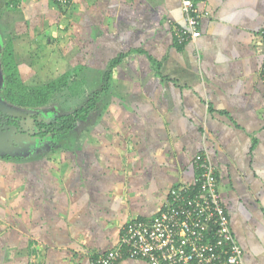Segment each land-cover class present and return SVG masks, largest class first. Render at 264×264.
<instances>
[{
  "label": "crops",
  "instance_id": "crops-1",
  "mask_svg": "<svg viewBox=\"0 0 264 264\" xmlns=\"http://www.w3.org/2000/svg\"><path fill=\"white\" fill-rule=\"evenodd\" d=\"M196 6L200 37L178 45L180 0H0L12 25L0 26L16 42L46 43L35 50L47 53L34 57L36 75L52 70L47 59L65 72L71 61L101 72L124 56L108 87L98 82L81 146L26 166L0 159V264H90L129 222L156 216L173 187L194 183L197 156L215 169L243 263L264 264V0ZM57 152L61 165L42 183L41 164Z\"/></svg>",
  "mask_w": 264,
  "mask_h": 264
},
{
  "label": "built area",
  "instance_id": "built-area-1",
  "mask_svg": "<svg viewBox=\"0 0 264 264\" xmlns=\"http://www.w3.org/2000/svg\"><path fill=\"white\" fill-rule=\"evenodd\" d=\"M52 1L62 8L73 2ZM201 1L180 0L185 25L172 29L176 44L192 43L200 37L196 4ZM261 35L264 45V30ZM259 75L264 80V64ZM193 163L197 173L193 184L173 187L156 216L133 220L124 228L118 245L94 256L90 264H116L124 258L141 259L147 264H244L213 165L201 156Z\"/></svg>",
  "mask_w": 264,
  "mask_h": 264
},
{
  "label": "trees",
  "instance_id": "trees-1",
  "mask_svg": "<svg viewBox=\"0 0 264 264\" xmlns=\"http://www.w3.org/2000/svg\"><path fill=\"white\" fill-rule=\"evenodd\" d=\"M55 5L61 8L59 5ZM8 38L9 40L6 39L0 58V74L3 82L0 89V105L6 104L19 108L35 109L45 106L63 92L66 93L65 97L75 98L84 95L85 87L90 88L91 91L87 94L83 104L74 111L64 115L52 114L50 120L46 122L39 121L35 117L28 120L33 123L35 128L31 140L49 141L51 152L56 150L70 151L79 147L76 143L77 127L78 124L84 123L91 115H94L92 113L96 110L99 97L98 82L101 80L102 83H100L101 87H104L103 89L106 86L108 87L112 68L120 63L124 56L121 55L109 61L105 71L98 72L85 64H76L51 81L28 86L21 77L14 53L13 39L10 36ZM0 159L19 161L21 158L9 156L8 154L0 155Z\"/></svg>",
  "mask_w": 264,
  "mask_h": 264
},
{
  "label": "rangeland",
  "instance_id": "rangeland-1",
  "mask_svg": "<svg viewBox=\"0 0 264 264\" xmlns=\"http://www.w3.org/2000/svg\"><path fill=\"white\" fill-rule=\"evenodd\" d=\"M9 18L6 17V15L2 13H0V22H3V24H6L7 26H12L9 23ZM63 24V23H61ZM0 25H2L0 23ZM69 27V24H66L61 27L59 26L60 30H65L67 32H69V30L67 29ZM12 29H7V28H2L0 26V58L2 55V51H3V46L6 42V39L9 40V36L12 37L13 39V47H14V53L16 56V61L18 63L19 66H21L24 69H27L29 72L25 71L22 77L23 82L30 86V85H38V84H42V83H46L48 81H51L55 78H57L58 76H60L63 72H65V69L62 67L57 66L58 62H54V60L51 59H47L46 63H45V68L46 70H51L48 74H46L45 76H39L40 74L36 75L33 73V71L30 70V66H32V62L34 57H36V59H44L45 60V56H43L45 53V50H43L42 53H40V56H38L39 54L35 53V50L37 48L38 49L41 47L40 44H46V43H41V42H35L34 40L29 41L28 43H26L24 40L22 39L18 42H16V36L13 35L12 33ZM15 31V30H14ZM16 31L18 32V29H16ZM72 36H74L75 38L80 37V33L78 30L73 31ZM35 38V37H34ZM48 38H46L47 40ZM78 40V39H75ZM74 42V40H72ZM70 42V41H69ZM16 44V46H15ZM75 45V42L73 43ZM40 46V47H39ZM41 52V50L38 51V53ZM36 54V55H35ZM50 54V53H49ZM42 56V58H41ZM79 64V61H71L68 64V68H72L75 64ZM56 67V69H55ZM45 68L42 67V69L44 70ZM33 69V67L31 68ZM60 74V75H59ZM1 77V75H0ZM2 77L0 78V89L2 86ZM91 91L90 88H84V95L82 96H78V97H73V98H68L65 97L66 93H62L60 95H57V97H55L51 102H49L48 104H46L43 107H39V108H35V109H28V108H19V107H15V106H9L6 104H3V106L7 109V111L11 112L14 111L17 115L14 116L12 115V117L5 115L4 117H8L11 119L16 120V122H18V125L13 126V127H18V129L16 132V135L14 133L13 136H11L8 139V142L10 140H12V143L10 145V152H8L7 154L10 155H14L16 158L20 157L22 162L24 164V166H26L28 163H33V162H29V161H34L37 160L40 157L47 156L48 154H50L51 150V143L49 141H37L34 145H31L29 141V139H31L32 134L34 133V125L32 122L28 121L30 119H33L35 117V119L39 120V121H48L50 120V116L53 115H64L66 113L72 112L74 111L76 108H78L79 106H81L87 96V94H89ZM13 117H17V118H13ZM33 117V118H32ZM12 126H9L8 128H11ZM20 127V128H19ZM85 128V123H80L78 124L77 127V138H76V142L77 144L81 146L82 141H83V137H82V129ZM2 130V129H1ZM2 132H4L6 134V130L5 128L2 130ZM19 143H25V147L23 149H21L22 146L18 145ZM18 145V146H17ZM55 146V145H54ZM20 149V150H18ZM17 150V151H16ZM8 151V150H6ZM43 155V156H42ZM51 156V155H50ZM46 157L48 160L45 162V164H41L42 167V171H41V175L39 177H37L42 183H44V181L47 180V177L45 175V172L50 168H57L60 167L61 165V161L63 160V153L62 152H57L56 154H54L53 156H51V158ZM35 170V169H34ZM34 170H29L34 171ZM28 171V172H29ZM36 171V170H35ZM34 171V173H35ZM26 178L28 179L29 177L26 175Z\"/></svg>",
  "mask_w": 264,
  "mask_h": 264
},
{
  "label": "water",
  "instance_id": "water-1",
  "mask_svg": "<svg viewBox=\"0 0 264 264\" xmlns=\"http://www.w3.org/2000/svg\"><path fill=\"white\" fill-rule=\"evenodd\" d=\"M0 114L3 115V116L8 115L10 117H12V115H14V116L17 115L14 111H11V112L7 111V109L2 104L0 105ZM13 118H17V117H13ZM2 130L0 129V155L4 156V155H8L7 153L10 152V150H11L10 149V145L12 143V140H10L8 142V139L11 136H13L14 133L16 135L17 130H20V129H18V127L6 128V134L4 132H2ZM29 141H31L30 144L34 145V146H35V143L37 142V141L31 140V139H29ZM18 145L22 146L21 149H23L26 144L25 143H19ZM6 150H8V151H6ZM18 150H20V149H18ZM9 156H14V155H10L9 154Z\"/></svg>",
  "mask_w": 264,
  "mask_h": 264
},
{
  "label": "flooded vegetation",
  "instance_id": "flooded-vegetation-1",
  "mask_svg": "<svg viewBox=\"0 0 264 264\" xmlns=\"http://www.w3.org/2000/svg\"><path fill=\"white\" fill-rule=\"evenodd\" d=\"M18 125V122H16V120L8 118V117H4L3 115L0 114V129L8 128L9 126H16Z\"/></svg>",
  "mask_w": 264,
  "mask_h": 264
}]
</instances>
